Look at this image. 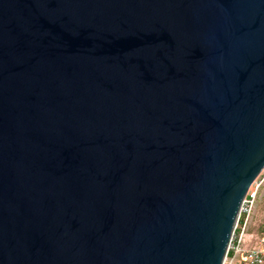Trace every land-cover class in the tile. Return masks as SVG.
Masks as SVG:
<instances>
[{
    "label": "water",
    "instance_id": "obj_1",
    "mask_svg": "<svg viewBox=\"0 0 264 264\" xmlns=\"http://www.w3.org/2000/svg\"><path fill=\"white\" fill-rule=\"evenodd\" d=\"M264 170V0H0V264H222Z\"/></svg>",
    "mask_w": 264,
    "mask_h": 264
},
{
    "label": "built area",
    "instance_id": "obj_2",
    "mask_svg": "<svg viewBox=\"0 0 264 264\" xmlns=\"http://www.w3.org/2000/svg\"><path fill=\"white\" fill-rule=\"evenodd\" d=\"M263 172L251 186L241 204L227 253L222 264H264V236L261 237L258 248L252 250L242 249L244 234L251 223V213L259 197L262 183L264 182ZM262 175L263 178L260 179Z\"/></svg>",
    "mask_w": 264,
    "mask_h": 264
},
{
    "label": "rangeland",
    "instance_id": "obj_3",
    "mask_svg": "<svg viewBox=\"0 0 264 264\" xmlns=\"http://www.w3.org/2000/svg\"><path fill=\"white\" fill-rule=\"evenodd\" d=\"M264 173V172H263ZM264 175V174H263ZM263 175L260 179L263 178ZM264 236V182L260 188L259 197L251 213V223L244 234L242 249L252 250L260 246V239Z\"/></svg>",
    "mask_w": 264,
    "mask_h": 264
}]
</instances>
